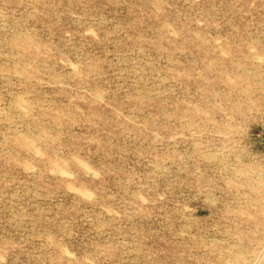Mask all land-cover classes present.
<instances>
[{"label": "rangeland", "instance_id": "rangeland-1", "mask_svg": "<svg viewBox=\"0 0 264 264\" xmlns=\"http://www.w3.org/2000/svg\"><path fill=\"white\" fill-rule=\"evenodd\" d=\"M0 264H264V0H0Z\"/></svg>", "mask_w": 264, "mask_h": 264}]
</instances>
